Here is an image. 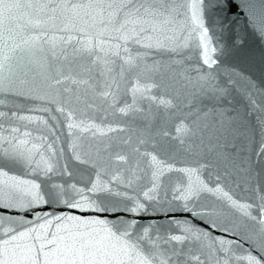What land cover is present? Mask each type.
<instances>
[{"label": "snow or ice", "instance_id": "1", "mask_svg": "<svg viewBox=\"0 0 264 264\" xmlns=\"http://www.w3.org/2000/svg\"><path fill=\"white\" fill-rule=\"evenodd\" d=\"M0 264H264V0H0Z\"/></svg>", "mask_w": 264, "mask_h": 264}]
</instances>
